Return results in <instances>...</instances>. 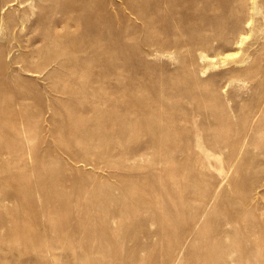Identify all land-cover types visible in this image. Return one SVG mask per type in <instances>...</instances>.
<instances>
[{
	"label": "rangeland",
	"instance_id": "rangeland-1",
	"mask_svg": "<svg viewBox=\"0 0 264 264\" xmlns=\"http://www.w3.org/2000/svg\"><path fill=\"white\" fill-rule=\"evenodd\" d=\"M0 264H264V0H0Z\"/></svg>",
	"mask_w": 264,
	"mask_h": 264
},
{
	"label": "bare ground",
	"instance_id": "bare-ground-1",
	"mask_svg": "<svg viewBox=\"0 0 264 264\" xmlns=\"http://www.w3.org/2000/svg\"><path fill=\"white\" fill-rule=\"evenodd\" d=\"M69 8V7H68ZM68 10V9H67ZM41 54V51L40 49H37L33 52V55H36V56H39ZM30 57V56H29ZM19 150V149H18ZM37 166V165H36ZM54 175H55V172L51 171L50 172V176H48V179H46L45 182L42 181V175H40V180L38 181V183H36L35 185H30L27 181V179L25 177H22V176H19V179H21L22 181V185H17L16 188H17V194L21 197V199H24L25 200V197H28L29 200H28V203L26 204H29L31 205V202L34 201L33 199V192L34 190L35 191H38L39 193L40 190H41V187L45 184V183H48V184H53L55 186H57L56 182L54 181ZM18 176V175H16ZM62 185V184H61ZM42 197L44 199L47 198V195L44 193H41ZM52 194V193H51ZM26 201V200H25ZM35 212L32 211V213H28V216H32L34 215ZM10 232L13 234V235H16V236H20V239L21 240H25L26 238H28L29 236V231H26V230H23V231H18V230H10ZM19 239V240H20ZM16 243V242H15ZM40 250H43V248L39 247Z\"/></svg>",
	"mask_w": 264,
	"mask_h": 264
}]
</instances>
